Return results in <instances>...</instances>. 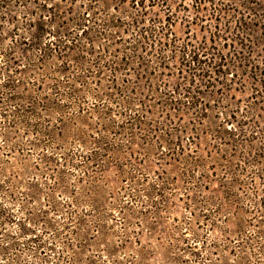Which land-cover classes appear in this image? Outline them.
<instances>
[{
    "label": "rangeland",
    "instance_id": "374dc122",
    "mask_svg": "<svg viewBox=\"0 0 264 264\" xmlns=\"http://www.w3.org/2000/svg\"><path fill=\"white\" fill-rule=\"evenodd\" d=\"M124 1L107 2L127 19ZM45 2L71 30L86 1L0 8V83L10 81L0 92V264H264V156L253 160L256 144L219 147L220 118L239 110L242 121L248 92L204 95L195 121L160 89L183 85L179 55L133 58L115 29L108 42L93 32L88 51L41 54L44 40L25 46L22 31ZM153 18L164 12L149 8L145 23ZM173 31L183 39L178 22ZM249 112L263 126L264 111Z\"/></svg>",
    "mask_w": 264,
    "mask_h": 264
},
{
    "label": "trees",
    "instance_id": "16d2710c",
    "mask_svg": "<svg viewBox=\"0 0 264 264\" xmlns=\"http://www.w3.org/2000/svg\"><path fill=\"white\" fill-rule=\"evenodd\" d=\"M85 1L76 19L71 22V30L67 27L68 20L63 18V12H59L56 6H46V2L41 4L39 18L27 22L26 27L30 28L25 27L22 31L27 35L23 44L26 46L44 40L41 54H60L61 50L75 48L88 51L86 47H93V40L87 37L93 32L108 42L115 29L117 33L129 34L130 39L125 45L121 34L115 43L122 44L124 53L131 54L133 58H138V51L145 54L150 52L159 60H163L167 52L179 55V75L184 83L170 91L162 85L163 96L174 105L193 110L195 121H198L206 116L207 105L202 100L204 95L213 92L221 100L229 96L231 90L248 92L241 107L242 121L236 120L239 110L220 118L222 142L219 147L235 143L251 149V144H256L258 148L253 160L259 161L264 156V124L260 126L262 115H255V120L248 117L252 106L264 111V0H130L133 15L127 19L121 18L116 4L110 12L108 0ZM13 2L20 3V0H0V8ZM124 2L118 0L119 4ZM153 7L160 8L164 18L149 19V23H145L148 9ZM187 12L193 14L190 20L185 17ZM176 22L183 30V39L174 34ZM197 25L200 27L199 37L192 30V26ZM30 29L34 31L32 37ZM81 38H86V44L81 45ZM106 50L102 49V52ZM120 61L127 66V56L121 57ZM117 64L111 60L105 67L115 72ZM9 82L8 77L0 83V92L10 87ZM148 84V90L152 92L151 82ZM2 101L0 95V103ZM103 103L99 102L100 108L105 107ZM215 103L219 104V101ZM148 112V109L135 112L131 119L140 121ZM85 159L88 160L87 157ZM188 248L195 249L191 246Z\"/></svg>",
    "mask_w": 264,
    "mask_h": 264
}]
</instances>
